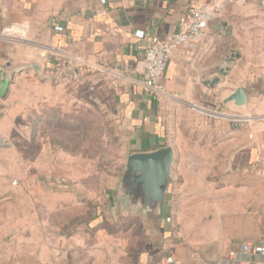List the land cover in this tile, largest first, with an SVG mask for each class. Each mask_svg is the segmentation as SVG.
Wrapping results in <instances>:
<instances>
[{
	"label": "crops",
	"instance_id": "1",
	"mask_svg": "<svg viewBox=\"0 0 264 264\" xmlns=\"http://www.w3.org/2000/svg\"><path fill=\"white\" fill-rule=\"evenodd\" d=\"M263 4L264 0H0V69L17 71L0 102V159L8 146L9 125L19 115L32 112L33 106L50 111L69 105L76 95L82 99L78 108L85 107L83 98L89 94L96 108L107 113L115 136L129 150L125 160L133 153L171 147L164 111L171 98L225 116L210 121L208 115L198 114L196 130L202 135L174 142L172 167L176 156L179 161L157 211L130 207L119 197L123 167L107 200L91 204L92 220L84 228L75 223L65 232V264H156L167 255L175 264H226L231 252L252 260L250 254L240 253V246L264 244ZM191 5L218 9L222 18L209 24L201 40L172 55L161 78L162 93L155 97L143 86V52L150 38L164 41L176 33ZM14 23L27 27L25 40L2 35ZM232 54L238 57L226 76L210 88L214 74ZM30 65L38 67L39 74ZM237 88L246 94L241 107L225 102ZM230 121L237 127L230 128ZM58 139L64 146V134ZM39 173L49 175L46 170ZM72 185L73 192L86 191L83 182ZM89 198L96 201L92 193ZM116 207L130 222L125 232L103 227L106 219L99 210Z\"/></svg>",
	"mask_w": 264,
	"mask_h": 264
},
{
	"label": "rangeland",
	"instance_id": "2",
	"mask_svg": "<svg viewBox=\"0 0 264 264\" xmlns=\"http://www.w3.org/2000/svg\"><path fill=\"white\" fill-rule=\"evenodd\" d=\"M88 95L84 108L77 107L82 99L76 95L71 104L50 111L33 106L9 125L8 146L0 159V264H65V232L75 223L84 228L95 212L91 204H103L109 188L114 191L129 150L115 136L107 113ZM169 101L164 111L171 147L179 137L202 135L196 130L198 114L208 115L210 121L225 118L218 111L182 105L176 98ZM63 134L64 146L58 139ZM77 139L83 140L73 144ZM178 161L176 156L173 174ZM45 170L49 175H40ZM67 181L71 188L65 187ZM72 182L85 183L86 191H71ZM99 211L107 232L126 231L130 222L124 221L123 210Z\"/></svg>",
	"mask_w": 264,
	"mask_h": 264
},
{
	"label": "water",
	"instance_id": "3",
	"mask_svg": "<svg viewBox=\"0 0 264 264\" xmlns=\"http://www.w3.org/2000/svg\"><path fill=\"white\" fill-rule=\"evenodd\" d=\"M237 57V54H232L225 59L224 66L217 70L213 80L208 84L210 88L217 86L220 79L226 76L230 64ZM29 69L39 74L38 67L30 65ZM16 73L17 71L7 73L0 69V102L6 98ZM225 102H233L235 106L241 107L246 102V94L237 88ZM229 126L235 128L237 124L230 121ZM173 161L174 153L170 146L152 152L129 155L125 160L118 188L119 197L127 200L130 207L144 208L150 212L157 211L167 196Z\"/></svg>",
	"mask_w": 264,
	"mask_h": 264
},
{
	"label": "built area",
	"instance_id": "4",
	"mask_svg": "<svg viewBox=\"0 0 264 264\" xmlns=\"http://www.w3.org/2000/svg\"><path fill=\"white\" fill-rule=\"evenodd\" d=\"M239 3H248L255 0H235ZM264 9V4H263ZM103 12H100L102 14ZM222 18L218 9L208 5H191L187 8L185 14L181 16L178 22V31L164 41L156 38H150L148 45L143 52V72L145 80L143 86L145 89L159 96L161 78L172 55L181 48L191 47L201 40L208 30L210 23L216 22ZM27 27L22 24H11L4 28L2 35L5 37L25 40ZM167 222L170 219L166 220ZM242 255L250 254L252 260L240 259L235 252L228 255L226 264H264V244H243L240 246ZM156 264H175L172 256H162Z\"/></svg>",
	"mask_w": 264,
	"mask_h": 264
}]
</instances>
